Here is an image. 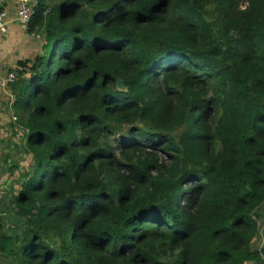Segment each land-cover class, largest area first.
Instances as JSON below:
<instances>
[{
    "label": "trees",
    "instance_id": "16d2710c",
    "mask_svg": "<svg viewBox=\"0 0 264 264\" xmlns=\"http://www.w3.org/2000/svg\"><path fill=\"white\" fill-rule=\"evenodd\" d=\"M242 1L38 0L14 264H264V0Z\"/></svg>",
    "mask_w": 264,
    "mask_h": 264
},
{
    "label": "rangeland",
    "instance_id": "374dc122",
    "mask_svg": "<svg viewBox=\"0 0 264 264\" xmlns=\"http://www.w3.org/2000/svg\"><path fill=\"white\" fill-rule=\"evenodd\" d=\"M237 10H244L245 5L239 0ZM214 5L208 4L204 7L203 13L214 17ZM43 39L42 33H34ZM13 99L6 105L7 113L2 116L3 108L0 112V264H14V253L20 245L22 232L25 228L22 219L17 214L14 207L13 198L17 196L22 185L32 175L35 161L26 149L25 136L26 130L16 123L11 115L10 105ZM124 129V128H122ZM113 126L110 129L106 143L113 149L120 132ZM117 154V151L114 150ZM255 234L251 241L252 249H260L264 245V203L255 212ZM50 239L57 245L55 237L50 234L45 236V240Z\"/></svg>",
    "mask_w": 264,
    "mask_h": 264
},
{
    "label": "crops",
    "instance_id": "0c3cea01",
    "mask_svg": "<svg viewBox=\"0 0 264 264\" xmlns=\"http://www.w3.org/2000/svg\"><path fill=\"white\" fill-rule=\"evenodd\" d=\"M15 9V0H0V10L6 13V32L0 34V82L7 73L15 76L14 70H18V63L27 61L29 64L40 54L43 45L41 34H29L19 28L15 20ZM12 95L10 86L0 87L2 116L10 114L5 107L13 99Z\"/></svg>",
    "mask_w": 264,
    "mask_h": 264
},
{
    "label": "built area",
    "instance_id": "2783aa9c",
    "mask_svg": "<svg viewBox=\"0 0 264 264\" xmlns=\"http://www.w3.org/2000/svg\"><path fill=\"white\" fill-rule=\"evenodd\" d=\"M38 0H15V20L19 28L27 32L28 24ZM6 32V13L0 10V34ZM5 79L0 82L1 88H7L16 80L13 74H6Z\"/></svg>",
    "mask_w": 264,
    "mask_h": 264
},
{
    "label": "water",
    "instance_id": "95a60500",
    "mask_svg": "<svg viewBox=\"0 0 264 264\" xmlns=\"http://www.w3.org/2000/svg\"><path fill=\"white\" fill-rule=\"evenodd\" d=\"M116 88L119 89L120 91L124 90V86L119 80L116 81Z\"/></svg>",
    "mask_w": 264,
    "mask_h": 264
}]
</instances>
